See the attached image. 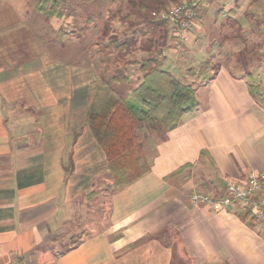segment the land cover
I'll use <instances>...</instances> for the list:
<instances>
[{
    "label": "crops",
    "instance_id": "crops-1",
    "mask_svg": "<svg viewBox=\"0 0 264 264\" xmlns=\"http://www.w3.org/2000/svg\"><path fill=\"white\" fill-rule=\"evenodd\" d=\"M101 1L97 37L127 2L97 0L99 8ZM219 1L203 0L188 46L211 29L202 17ZM227 1L237 11L236 0ZM18 2L0 0V264H264V220L238 206L215 211L190 202L194 193H224L227 178L243 182L251 171L264 172V105L250 90L263 82L264 63L247 67L252 54L264 60V47L240 45L228 26L233 50L206 47V59L195 55V67L217 54L226 63L196 86L198 106L177 128L165 139L149 137L150 171L115 189L86 122L89 93L94 83L112 81L121 64L140 84L135 62L146 54L139 44L135 60H106L92 50L80 60L55 58L24 19L25 10L40 13L37 6ZM250 11L261 13L257 3ZM73 13L65 14L69 24ZM126 29L113 22L117 35Z\"/></svg>",
    "mask_w": 264,
    "mask_h": 264
},
{
    "label": "trees",
    "instance_id": "trees-1",
    "mask_svg": "<svg viewBox=\"0 0 264 264\" xmlns=\"http://www.w3.org/2000/svg\"><path fill=\"white\" fill-rule=\"evenodd\" d=\"M84 1L88 5L95 0ZM181 1L127 0L126 6L124 4L119 11L110 13L105 22L102 41L108 40V43L99 45L107 50L121 51L120 56L124 58L125 52L132 54L140 44V49L146 54L140 62H135L142 73L141 82L126 95H121L117 86L135 80L129 77L124 64L116 68L112 81L94 83L89 93L86 122L106 154L115 189L133 184L150 171L153 159L145 151L149 137L157 135L165 139L198 106L196 88L190 82L195 79H189L188 75L184 79L176 77L164 68L163 61L158 57L167 44L170 27L158 15L171 4ZM92 5L97 7L95 2ZM59 7L60 0H38L37 10L49 18L59 12ZM116 20L127 28L123 39L113 32ZM140 26L147 27L149 32L143 33ZM147 33H152L150 39ZM101 52L104 54L103 49ZM208 64L205 61L196 67L198 75L204 74ZM250 90L264 105V99L254 83L250 84Z\"/></svg>",
    "mask_w": 264,
    "mask_h": 264
},
{
    "label": "rangeland",
    "instance_id": "rangeland-1",
    "mask_svg": "<svg viewBox=\"0 0 264 264\" xmlns=\"http://www.w3.org/2000/svg\"><path fill=\"white\" fill-rule=\"evenodd\" d=\"M15 1L18 2L21 0H13V2ZM96 1L97 0H95L94 2ZM116 1H119V4L121 6L122 0H116ZM185 1H189V0H182L179 4L184 3ZM263 1L264 0H250L249 3L250 8L255 3H257L260 6L261 13L257 11L256 14L252 13L249 7L247 8L246 6L247 0H243L241 3L240 2L237 3L238 0H236L235 3H236L237 11L235 8H233L234 5L232 4V2L227 0L222 2L219 1L220 3H216V5L215 4L211 5L214 7L211 8L210 6V9L207 8L206 10L207 16L202 17L201 24H203L205 27L209 29L211 28L212 30L210 29L208 32L204 34L203 37H201L203 39L198 43V46L196 48H195V43L193 45L188 46L190 32L195 27L194 24L187 32L184 40L183 39L178 40L177 35L172 30L173 38H174L173 47L175 50L170 49L169 43L171 42V38L169 37L170 35H167L168 37L167 44L163 49V53L161 54V56L158 57L162 61L166 60L167 66L169 68L168 70L171 71L176 77L182 78L188 75L189 79H193V80L195 79V81H190V82H193L192 85L196 88V86H198L199 84H203L201 82L204 81L205 78L207 79L211 77V75L214 72L215 73L218 72L219 68L222 67V65L224 66V64L226 63V59H222L223 57L220 58L218 54L220 53L224 54L227 48L229 50L234 49L233 48L234 46L231 43H229L227 40H225L226 36L232 35V33L229 34L228 26L232 28L234 27L235 29L234 35L237 36L235 38L240 39V41L238 40L237 42V43L240 42V45H247L248 49L254 51H257L258 47L260 48L264 47V8L262 7V5L264 6V4H262ZM84 2L85 1L83 0H73V1L60 0L59 12L55 16L53 15V17L47 18L45 15L41 13H38L37 15H35V12L34 14L33 13L29 14L25 10L23 12L26 15L24 16V19L25 21L28 22V25L32 30V32L46 44L48 49H50L52 56L55 58L59 57L72 61L80 60V54L87 52L88 50H92V52H97L103 49L106 60L137 59L131 56L130 54H128L129 52L127 53L123 52L125 56L124 58H121L120 56L121 51L119 52L116 49L107 50L105 49V46L103 47V45L102 47H100V45H98L99 47L98 46L96 47L98 41L100 40L99 38L101 36L97 37L94 31L102 27L101 21H103L102 20L103 17L101 15H103L105 4L101 1L103 8H99L98 6L94 7V5L92 4L87 5ZM29 3L30 4L32 3L33 5L37 6L38 0L36 2L35 0H29ZM203 3L201 4V6L203 5ZM242 3H244L243 7H242ZM122 6H124V4ZM172 6L175 5L171 4L170 7ZM200 9L198 12V17L200 16L201 13ZM126 10L127 9H125V12ZM230 10H232L233 12H230ZM67 11L71 13L73 11L75 12L73 13L75 16L72 19L73 20L72 24H69L67 19L65 18V14ZM122 14H124V12H122ZM88 20L91 21V24L96 23V25H93V29L90 27L89 24L87 25ZM239 23L242 26L241 29H238V26H240ZM87 27L88 30L90 31L86 33L85 29ZM140 27H141L140 31H143V33L147 31L149 32V29L147 27L144 26H140ZM171 27L172 26H170V28ZM261 29L263 31L262 33H259ZM147 34L150 39L152 37V33H147ZM61 37L64 39H61ZM119 38L123 39V36H119ZM102 40L103 38L101 37V41ZM100 42L98 44H100ZM106 43H108V40L106 41ZM93 46L95 48H93ZM206 47L210 49L211 48L215 49V51H217L218 54L215 57H213L215 58L214 60L213 59L207 60L209 64L207 67H205L204 74L200 76L197 73L198 69L195 67V55L199 59H206V52L208 51ZM180 56H182V58ZM248 56H249V52L247 55L246 54L243 55V59L246 60V57ZM253 56L254 59H256L255 62L253 61ZM262 56H264V54H262ZM190 57L191 59L189 60ZM218 60H220L221 62ZM239 60L242 59L240 58ZM249 60H251L252 62L249 65H247L248 70H253L251 68H255L259 64L258 62L264 63V60H258V57L255 56V54H252L251 57L249 56ZM191 69L194 71H191ZM262 74H263L262 75L263 82L258 81L257 83L254 81L257 85L255 83L254 84L258 87V90L260 92H264V86H263L264 73ZM136 85L137 82L131 81L130 83H123L121 85H118L117 89L121 93V95H126V93H128L129 90L135 87Z\"/></svg>",
    "mask_w": 264,
    "mask_h": 264
},
{
    "label": "built area",
    "instance_id": "built-area-1",
    "mask_svg": "<svg viewBox=\"0 0 264 264\" xmlns=\"http://www.w3.org/2000/svg\"><path fill=\"white\" fill-rule=\"evenodd\" d=\"M202 2L203 0L185 1L166 9L158 18L172 26L178 40H184L198 20ZM190 202L195 206L209 205L215 211L238 206L257 219L264 220V172L251 171L243 182L227 178L224 193H194L190 196Z\"/></svg>",
    "mask_w": 264,
    "mask_h": 264
}]
</instances>
